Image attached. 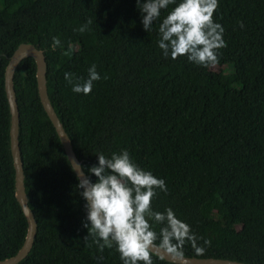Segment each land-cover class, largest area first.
<instances>
[{
    "label": "trees",
    "instance_id": "1",
    "mask_svg": "<svg viewBox=\"0 0 264 264\" xmlns=\"http://www.w3.org/2000/svg\"><path fill=\"white\" fill-rule=\"evenodd\" d=\"M175 6L162 10L161 21ZM213 20L227 46L205 68L164 57L161 21L143 30L137 0H0V261L19 252L28 232L16 197L4 71L18 45L29 43L44 53L48 98L86 174L98 154L127 150L165 181L167 194L153 198V210L172 209L203 238L200 246L211 241L203 255L186 243L185 257L264 264V0H218ZM93 64L100 79L89 94L74 93L64 74L82 82ZM13 87L38 224L19 264H123L114 245L101 252L92 236L85 242L79 179L40 102L32 58L16 67Z\"/></svg>",
    "mask_w": 264,
    "mask_h": 264
},
{
    "label": "clouds",
    "instance_id": "2",
    "mask_svg": "<svg viewBox=\"0 0 264 264\" xmlns=\"http://www.w3.org/2000/svg\"><path fill=\"white\" fill-rule=\"evenodd\" d=\"M176 6L161 21L162 10ZM137 6L142 15L143 30L150 32L157 21L158 47L164 57L175 60L186 57L201 67H212L219 63L221 49L225 48L224 28L215 23L213 14L218 0H145ZM76 31L83 33L88 24ZM243 27V24H240ZM60 40L53 38L52 47ZM65 80L72 84L74 93L89 94L93 83L100 79L96 66L88 69V78L73 83V74L65 73ZM97 164L85 174L81 168L78 189L85 201L86 211L83 227L88 229L85 237H93L99 251L115 246L123 264H153L152 255L163 253L172 264H183L186 243L197 255H203L210 240L196 236L189 225L178 219L172 209L154 211L152 200L160 192L167 194L163 179L155 177L136 165L127 150L110 157L98 154ZM90 176L96 178L92 182ZM159 226V232L155 230ZM90 246V245H89Z\"/></svg>",
    "mask_w": 264,
    "mask_h": 264
},
{
    "label": "water",
    "instance_id": "3",
    "mask_svg": "<svg viewBox=\"0 0 264 264\" xmlns=\"http://www.w3.org/2000/svg\"><path fill=\"white\" fill-rule=\"evenodd\" d=\"M32 58L36 66V82L37 91L40 98L42 107L47 114L49 120L51 121L54 128L58 133V136L62 142L65 149L68 160L71 163L77 177L81 174L82 161H80L73 149V145L69 136L67 135L63 124L60 123L54 109L50 103L46 88V62L44 53L42 50L37 49L34 45L29 43H21L14 50L12 55L9 57L7 66L4 71V89L6 98L10 110V129H9V143L10 151L12 156V162H14L15 168V187H16V197L20 203L22 210L28 221V232L25 242L19 252L8 259L0 261V264H19L23 261L31 252L35 238L37 236L38 224L33 211L29 206V197L26 192L25 186V173L23 168L22 157H20L19 149V111L15 97V91L13 87V75L18 64L26 59ZM84 171V170H83ZM85 173V172H84ZM86 174V173H85ZM155 255L169 261L163 253H156ZM172 263V262H171ZM183 264H245L239 261L227 260V259H216V258H195V257H185Z\"/></svg>",
    "mask_w": 264,
    "mask_h": 264
}]
</instances>
